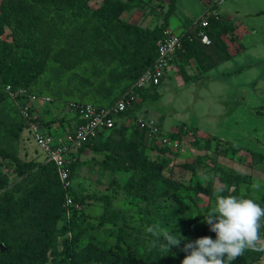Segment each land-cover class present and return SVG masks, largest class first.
<instances>
[{"label":"rangeland","instance_id":"obj_1","mask_svg":"<svg viewBox=\"0 0 264 264\" xmlns=\"http://www.w3.org/2000/svg\"><path fill=\"white\" fill-rule=\"evenodd\" d=\"M25 1L39 17L38 31L33 28L29 41L21 36L23 17L15 5L7 20L0 17V90L9 67L14 73L24 67L25 73L13 74L12 80L37 95L34 115L55 120L57 126L63 119L68 122L72 100L107 104L131 90L141 70V49L165 24L180 32L208 14L215 49L186 45L155 92L138 94L118 118L110 141L79 151L71 165L72 187L83 195L110 196L117 214L105 215L102 201L78 200L72 191L20 175L12 161L0 159L4 264H17L20 257L25 262L39 229L45 235V264H109L98 260L99 240L106 241L111 255L134 252L144 261L181 264L180 252L191 251L185 250L186 243L203 236L215 239L203 217L214 205L216 188L222 187L223 195L262 197L264 14L256 13L264 10V0ZM3 4L0 0V14ZM250 12L255 13L247 16ZM252 34L257 37H248ZM229 55L228 60L250 64L235 74L212 75L235 65L226 60L213 66ZM3 97L0 108L8 103ZM17 101L8 104L12 115ZM140 119L161 126L178 146L161 142L139 125ZM15 152L25 161H47L28 128ZM35 191L38 199L30 206L27 197ZM163 231L180 235L179 247L166 251ZM80 237L84 249L74 247ZM256 264H264V253Z\"/></svg>","mask_w":264,"mask_h":264},{"label":"trees","instance_id":"obj_2","mask_svg":"<svg viewBox=\"0 0 264 264\" xmlns=\"http://www.w3.org/2000/svg\"><path fill=\"white\" fill-rule=\"evenodd\" d=\"M13 1V3H12ZM13 5H15V7L19 8V13L22 15V22L20 24H18V28L21 32V36L22 37H26V40H32L34 38H30L31 37V31L34 30L37 32L38 31V23H39V17H37V15L35 13H33L31 11V6L30 4L27 3V1L25 0H4V4L1 6V11L2 13L0 14V17L4 20H7V15H9L8 11H9V7H12ZM111 14V13H110ZM173 14V11L168 12L167 14V19H169V17ZM264 14V10H259L256 15H263ZM212 26V23L210 22V25L205 28V32L209 35L210 37V43L206 44L203 43L201 41V39H199L197 36V32H200V28L198 26V22L191 28V29H184L181 31V34L183 35V48L181 50L178 51L175 59H174V64L176 63V61L179 59V57L181 56V54L184 52L186 45H192L195 44L196 46L199 47H205V48H210V49H215L214 46V40L212 38L211 32H210V28ZM167 24H165L162 28H160L157 31V34L155 35V37L152 39V41L150 42V44H147L146 46L150 45L149 47L146 48H142L140 51V57L138 59V64L140 67V72L138 74V76L136 77L135 82L138 80V78L142 75L143 72H145V70H147L149 67H151L158 56V51H157V41L160 38V36L162 35V32L164 29H167ZM156 33V32H155ZM193 36V38L191 39L190 37ZM152 46H155L154 48ZM141 48V47H140ZM139 48V49H140ZM150 48V51H148L147 49ZM209 49V50H210ZM231 57V55L226 56V57H219L218 59L213 61V66H217L220 63L228 60ZM35 67L38 66V64L35 63L34 65ZM43 67V63L40 64V68ZM20 69H18L16 71V73L18 74H24L25 73V68L24 67H18ZM210 68V67H209ZM11 67H9V75H8V79L7 82H4L3 87L0 90V96L1 94L5 93V95L8 97H10V94L6 91V85H11V87L14 90L17 89H21V88H25L28 89L25 85H19L15 82V80H12L13 78V71H11ZM134 82V84H135ZM133 84V85H134ZM157 86H148L142 89L138 90V94L140 95L141 93H151V92H155ZM125 94V93H124ZM123 95V94H122ZM122 95L118 96V98L112 102V103H107V104H102V103H96V102H92L96 105L99 106H108V105H112L114 104ZM7 97H3V99H5V105H2V108H0V159H8L10 161H12L15 166H16V171L18 172V174L20 175H30L32 176L34 181H47L50 183H54L56 185H60L61 187L64 188V190H68V191H72L74 194H76V199L78 200H82L84 198H89V197H94L97 200H100L103 202V207H104V214L108 215V216H112L117 214L119 211L116 210L113 207V203H112V199L110 196H102V195H83L81 193H78L73 187L70 188H65L62 184V182L59 179L58 176V171H57V167L55 166V164L53 162L50 161H46L45 164H40L37 163L33 160L31 161H25L22 160L18 154L15 152V144L17 143V141L22 137V134L25 130V128H28V122L27 120L23 117L22 113L20 112L19 106L17 104V102L19 101L21 104L28 102V100L25 98H19L17 102H15V107H16V113H14V115H12L10 113V111H8V104L12 106V102L11 100L14 102V99L8 100ZM2 99V100H3ZM19 103V104H20ZM135 103V102H134ZM132 107H130L127 111L121 113L119 116H117L116 118V125L114 126V128H112L111 130L108 131H103L99 134V136L95 139L89 140L87 142H85L83 144V146L81 147L80 151L82 149H85L87 147L90 146H95L97 144H101V143H106L108 141H110V135L111 133L116 130L117 128V123H118V118L120 116H122L123 114H125L126 112H128ZM35 109V108H34ZM78 118L74 117V119H67L68 122H72L74 120H76ZM36 120L39 121L42 125H44L45 127H51L55 122V120H41L38 116H36ZM66 121V120H65ZM64 119L60 122H62V124H64ZM79 121V120H78ZM171 139H174V136L170 135ZM74 165V164H73ZM228 195H232V196H236V197H242V198H249L254 200L257 204H259L262 208H264V192L263 195L260 199H256L254 197H252L249 194H232L229 193ZM35 198H37V193L36 191L31 193L30 195H28L27 197V202L30 203V206H34V204H36V200ZM31 199L33 201H31ZM38 199V198H37ZM261 224L262 227L260 229V236L262 239H264V219L261 220ZM98 260L100 262H106L109 264H171L169 262H164L161 259L159 260H153V261H144L137 253L134 252H130V253H125V251L123 252H118L117 255H111L110 250L108 247H106V241L105 240H99L98 242ZM80 247V249H84V245H83V239L80 237L78 239H76V241L74 242V247ZM31 249H28L25 253L24 260L25 262H22V257L18 258V263L19 261L20 264H45L47 262V256H46V251H47V247L45 244V235L42 229H39L36 231V236L34 238V242L31 245ZM264 251H254V250H246L242 256L238 257L237 260H234L232 263L233 264H256L262 257ZM74 255V251L72 250L70 252V256L72 259H74V257L72 256ZM180 255L182 257V259L187 255L185 252H180ZM0 264H4V262L2 261V259L0 260ZM6 264V263H5Z\"/></svg>","mask_w":264,"mask_h":264},{"label":"built area","instance_id":"obj_3","mask_svg":"<svg viewBox=\"0 0 264 264\" xmlns=\"http://www.w3.org/2000/svg\"><path fill=\"white\" fill-rule=\"evenodd\" d=\"M209 18L208 14L198 18L197 22L201 30L195 35L206 44L211 42L209 35L205 32V28L210 25ZM190 38L192 39L193 36ZM183 42L181 32L173 31L170 28L164 29L157 41L158 56L155 63L142 73L131 90L125 92L114 104L108 106L72 100L68 103L72 113L70 119H74V117L78 119L71 123L65 121L62 124L59 122V126L53 124L51 127H45L36 120L32 102L37 98V95L29 94L23 89L14 90L11 85H6V91L14 100L19 98L28 100L22 104L17 102L20 112L28 122L31 137L45 153L47 161L53 162L57 167L59 179L65 188H70L73 185L71 165L77 161L83 144L97 138L101 132L114 128L117 116L132 107L138 99L139 89L162 83L169 68L174 65L178 51L183 48ZM139 125L147 129L150 134L160 138L164 144L178 146V142L171 139L166 131L152 120L140 119Z\"/></svg>","mask_w":264,"mask_h":264},{"label":"clouds","instance_id":"obj_4","mask_svg":"<svg viewBox=\"0 0 264 264\" xmlns=\"http://www.w3.org/2000/svg\"><path fill=\"white\" fill-rule=\"evenodd\" d=\"M223 192L222 187L215 189L214 205L203 217L215 233V239L203 236L186 243L185 250L191 251L181 264H230L246 250L264 251V239L260 236L264 208L252 199L223 195ZM148 231L154 232V229ZM162 235V247L166 251L179 247L180 235L168 231H163Z\"/></svg>","mask_w":264,"mask_h":264},{"label":"crops","instance_id":"obj_5","mask_svg":"<svg viewBox=\"0 0 264 264\" xmlns=\"http://www.w3.org/2000/svg\"><path fill=\"white\" fill-rule=\"evenodd\" d=\"M233 11H231V12H235V10H238L237 8H235V9H232ZM262 10V9H261ZM259 11V10H258ZM257 12V11H256ZM253 13H255V12H250V13H246V15L247 16H249V15H252ZM243 15V14H242ZM247 26H248V29L249 28H253V27H251L248 23L246 24ZM168 28H170V29H172V26L170 25V26H168ZM243 28V27H242ZM237 29H239V28H237ZM173 30V29H172ZM174 31V30H173ZM182 31V30H181ZM180 31V32H181ZM248 37H257V35L256 34H252V35H248ZM245 43V42H244ZM245 48H246V46H244V50H245ZM231 60H234V57L233 58H231L230 60H228V61H231ZM235 61V65L234 66H232V67H227V68H225V70H223V71H219V72H215L214 74H212V75H216V76H225V74H228L227 72H232V70H237L236 72H234V74L235 73H237V72H240V71H243L245 68H246V66L247 65H249L250 64V61H246V62H244V63H242V62H238V61H236V60H234ZM224 62H227V61H224ZM224 62H222V63H224ZM222 63H220L219 65H217L215 68H217L218 66H220ZM214 68V69H215ZM228 69V70H227ZM227 70V71H226ZM223 72H225V73H223ZM210 74V73H209ZM207 75L206 77H208V76H210V75ZM229 75H231V74H229ZM206 77H204V78H206ZM203 79V78H202ZM202 79H200L199 81H201ZM239 86V85H238Z\"/></svg>","mask_w":264,"mask_h":264}]
</instances>
